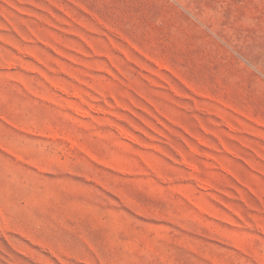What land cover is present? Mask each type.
<instances>
[{
  "label": "rangeland",
  "instance_id": "1",
  "mask_svg": "<svg viewBox=\"0 0 264 264\" xmlns=\"http://www.w3.org/2000/svg\"><path fill=\"white\" fill-rule=\"evenodd\" d=\"M0 264H264V0H0Z\"/></svg>",
  "mask_w": 264,
  "mask_h": 264
}]
</instances>
